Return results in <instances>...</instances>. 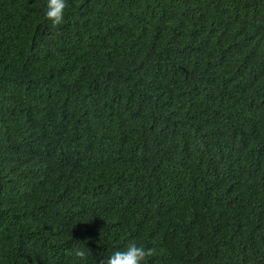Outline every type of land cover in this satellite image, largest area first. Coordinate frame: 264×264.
Returning a JSON list of instances; mask_svg holds the SVG:
<instances>
[{"label":"trees","instance_id":"1","mask_svg":"<svg viewBox=\"0 0 264 264\" xmlns=\"http://www.w3.org/2000/svg\"><path fill=\"white\" fill-rule=\"evenodd\" d=\"M46 11L0 0V264H264V0Z\"/></svg>","mask_w":264,"mask_h":264},{"label":"clouds","instance_id":"2","mask_svg":"<svg viewBox=\"0 0 264 264\" xmlns=\"http://www.w3.org/2000/svg\"><path fill=\"white\" fill-rule=\"evenodd\" d=\"M67 0H47L46 17L55 28L65 22V9ZM75 256L85 258L86 253L82 249L75 250ZM154 255V249L145 248L135 242H129L123 250H116L106 261L100 264H147V258Z\"/></svg>","mask_w":264,"mask_h":264}]
</instances>
